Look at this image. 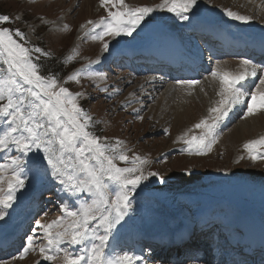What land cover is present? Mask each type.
<instances>
[{"label": "rangeland", "instance_id": "1", "mask_svg": "<svg viewBox=\"0 0 264 264\" xmlns=\"http://www.w3.org/2000/svg\"><path fill=\"white\" fill-rule=\"evenodd\" d=\"M125 3L132 7L154 6L159 4L160 0H125ZM263 3L264 0H237V2L236 0H199L188 21H181L171 13L157 10L152 13L150 19L142 23L132 37L124 35L117 37L116 41L112 42L110 51L102 54L100 41L84 38L85 29L82 34L77 35L79 26L85 21H97L100 17L107 16L99 0H0V14H8L14 19V23L5 26L20 28L32 44H37L52 53L51 57L42 58L40 61L44 74L57 73L63 82L73 70L87 64L89 60L99 58L98 63L91 65V70L105 73L106 80L98 81V84L107 86L109 92L113 88H120L118 94L108 96L86 77H82L80 83L68 82L65 86L73 92L82 94L78 102L96 121L91 129L95 134L108 137L111 143H115L116 138L124 141L123 147L127 149L129 156L135 153L149 161L144 165L145 174L148 171L158 173V176L150 177L137 189L131 210L113 230L107 249L109 254L128 251L137 257H143L140 264H157V259L151 258L153 260L148 261L147 255L135 252V246L130 245L133 236L143 241L154 231L160 233L161 230L195 227L209 214L212 218L216 216L218 226H222L224 221L228 226L231 225L229 228L232 231H238L236 225L237 221L241 220L240 214L251 211L258 215V210L264 213V160L257 159L255 162L250 160L242 147L243 144L239 151L229 148L225 152L226 146L220 141L225 129L229 130L239 124H245L246 119L257 121L261 117L260 112L241 119L247 105L240 106L239 109L242 110L232 124H220L216 143L206 154H189L184 150L187 146L182 141L177 142L178 144L176 143L177 145L169 152L166 150L174 133L167 124L177 117L173 114L172 108L185 104L188 110L193 108L190 113L189 129L202 117L208 116V108L219 99L215 93L219 90L218 86L210 92L209 87L214 79L211 75L207 77L208 74L213 67H217V61H226L231 65L230 68H235L236 64L241 62V58L212 61L210 73L201 76L198 79L200 83L192 89L177 86L175 81L153 79V75L148 73L129 71L124 65V53L127 50L141 46L144 42H148L149 36L155 35L148 33L145 27L147 23L158 24L176 39L185 38L190 29L198 27L200 29L213 23L217 27L224 28L223 24L229 18L227 19L223 10L229 8L236 11L237 7H242L247 9L242 14L247 15L251 10L258 19L254 20L255 25L263 26L264 19L257 15L260 10L256 12V7L260 6L261 9ZM16 16H20L21 19L15 21ZM39 17H43L47 23ZM52 20L60 21V24H69L70 30L53 31ZM88 27L90 26L86 25V28ZM180 31H182L181 35H179ZM77 46L78 56L71 62L64 63V57ZM209 78L213 81L211 82ZM214 90L216 91L213 93ZM129 93L134 95L129 96ZM211 93L214 97L212 101H210ZM122 101H127L123 107ZM134 108L139 110V115L144 117L143 120L137 119V113L132 111ZM259 122L261 124L262 121ZM3 127V120L0 119V129ZM164 128L169 129L167 135L163 132ZM261 129L262 133L258 135L255 134L256 132L246 133V141L264 135L263 124L259 130ZM199 132V129H193L190 134H199ZM16 154L14 148L8 152L0 151V163L5 162L3 159L5 155ZM36 159L35 154H29V168L33 167ZM117 164L120 167L133 166L130 162L122 161H117ZM26 174L30 179L26 182L25 189L17 193L16 201L7 210L8 214L0 220V239L13 237V246L17 251L0 259V264H37L38 261L39 264H63L59 257L56 261L48 262L40 256L38 249L44 243L42 235H37L36 251H29L23 257L20 254L25 247L27 236L34 235L32 230L37 220L47 223L56 219L63 215L60 209L61 203L73 207L77 206L79 201L63 192L50 175L45 176L41 173L37 176L34 171ZM153 209L162 211L163 215L166 213L165 220H167L159 222L154 217ZM226 226L223 227V235H225L224 229H228ZM64 247L74 254L80 253L79 246L64 245ZM62 255L61 253L60 256ZM164 264H172V262L169 260ZM201 264H209V262ZM210 264L214 263L210 262Z\"/></svg>", "mask_w": 264, "mask_h": 264}, {"label": "snow or ice", "instance_id": "2", "mask_svg": "<svg viewBox=\"0 0 264 264\" xmlns=\"http://www.w3.org/2000/svg\"><path fill=\"white\" fill-rule=\"evenodd\" d=\"M197 2L160 0L154 6L132 7L125 0H99L107 16L97 21L87 20L79 27L85 29V39L100 41L102 54L108 53L117 37H132L154 11H166L181 21H188ZM113 8L116 10L112 11ZM223 11L225 16L242 23L253 19L229 8ZM20 19V16L15 17V21ZM39 19L47 23L43 17ZM12 23L13 17L0 14V119L4 123L0 129V151L8 152L14 148L17 153L5 155V162L0 163V220L8 214L17 193L25 189L30 179L26 173L34 171L37 176L41 173L50 175L63 192L75 197L79 203L73 207L61 203L62 216L47 223L37 220L32 230L34 235L27 236L21 257L37 250V235H42L44 243L38 251L44 261L53 262L59 257L63 264H140L143 257L128 251L109 254L107 249L113 230L131 210L137 189L158 173L148 171L145 174L144 165L149 161L135 153L129 156L123 147L124 141L116 138L115 143H111L108 137L95 134L91 129L96 121L78 102L82 94L65 85L80 83L81 78L86 77L108 96L118 94L120 88L109 92L107 86L98 84V81L106 80L105 73L91 70V65L98 63L99 58L73 70L63 82L57 73L44 74L40 61L51 57L52 53L32 44L20 28L5 26ZM53 25V31L70 30L67 23L55 25L53 22ZM86 25L90 27L86 28ZM78 54L77 46L64 57V63L71 62ZM216 63L220 65L221 62ZM241 66L244 70L238 73L212 68L210 75L219 80L216 93L219 99L208 108V116L176 137L187 146L184 150L189 154L203 155L211 151L216 143L217 129L236 106L247 105L241 119L258 111L264 112V74H258L264 65L242 58ZM257 76L259 84L249 92V78ZM174 83L192 89L200 81L176 80ZM133 95L129 93V96ZM126 103L122 101L121 106ZM132 111L137 113V119H144L138 109ZM193 129H199V134H190ZM163 132L167 135L169 129L164 128ZM242 147L253 162L264 160V135L245 141ZM29 154L37 156L32 168L28 167ZM117 161L130 162L133 166L120 167ZM64 245L79 246L80 253L74 254ZM169 260L172 264H184V260L193 264L200 262L190 248L183 256L178 249L176 259L157 257V264Z\"/></svg>", "mask_w": 264, "mask_h": 264}, {"label": "bare ground", "instance_id": "3", "mask_svg": "<svg viewBox=\"0 0 264 264\" xmlns=\"http://www.w3.org/2000/svg\"><path fill=\"white\" fill-rule=\"evenodd\" d=\"M199 1V0H198ZM224 1V0H223ZM226 2V1H225ZM228 2V1H227ZM237 2V0H236ZM239 2V1H238ZM248 2V1H247ZM231 3V2H230ZM235 3V2H234ZM203 4V2L201 3ZM232 4V3H231ZM248 5V4H247ZM246 6V5H245ZM198 8V7H197ZM246 8V7H244ZM252 8V7H251ZM211 9V8H210ZM220 9V8H218ZM238 10V11H237ZM237 12L239 13H243L244 11H247V9H242V7H237ZM250 10V9H249ZM260 10V13L258 12L257 15L261 16L262 19H264V15L262 13H264V3H263V7L260 9V6H257L256 7V12ZM217 11V10H216ZM250 14L252 15L251 17H253L254 19L250 20L248 23H242L240 21H236V20H232L230 19L229 17H227V21L223 24V27L225 29H227L234 37L235 39L237 40V42H240L242 44H248V45H260V43H263L264 40H261V38L264 36V20H263V26H259L258 25H255L254 23V20L257 19L256 18V15H254L252 13V11H248L247 15L250 16ZM262 14V15H260ZM245 15V13H244ZM258 20V19H257ZM256 21V20H255ZM53 22L55 23V25H61L60 24V21H54L52 20L51 24L52 26L53 25ZM217 23V22H216ZM214 25V28H216L217 30H221L222 28L220 27H217L215 25V23H213ZM208 26V25H207ZM168 29V28H167ZM199 29V28H198ZM83 31V29H81L79 27L78 31H77V35H80L82 34L81 32ZM148 33H151L152 34H155V35H152V36H149L148 37V42H144L141 46H137L136 48H140V47H143V46H150L149 48L153 47V48H159V47H162L167 41L168 39L165 38L164 34L167 33L166 29H161L159 30L158 32H148ZM170 33V32H169ZM218 33V32H217ZM177 36V35H176ZM260 38V39H259ZM238 46V45H236ZM135 48V47H134ZM131 50V48H130ZM136 53H139V51H136ZM242 59V58H241ZM145 60V59H144ZM217 60H222L221 58H217V59H214L213 62L217 61ZM210 65V64H209ZM217 67L219 68H222L224 70H227L229 72H232V73H238V72H241L243 71V67L241 66V62L237 63L235 68H230L231 65L230 64H227L226 61H222L220 63V65H216ZM205 67V66H204ZM209 73H210V70L208 69ZM206 73V72H205ZM208 74V73H207ZM259 74H264V69H261V72ZM207 76V75H206ZM188 77L190 78V80H198V79H195L197 76H194L192 74H189ZM207 77H210V74H208ZM212 77V76H211ZM213 78V77H212ZM214 79V78H213ZM206 80V79H205ZM210 80V78H209ZM211 81V80H210ZM213 81V80H212ZM211 81V82H212ZM210 82V83H211ZM259 78L258 76L255 78L254 82L250 83L248 86H247V89L248 91L250 92V89L251 91L253 89L256 88V86L259 84ZM258 83V84H257ZM155 84V83H154ZM217 86L219 87V80L218 79H214V81L212 82V85L210 84V92L212 91V89H216ZM157 87V86H156ZM255 87V88H254ZM180 88V87H179ZM170 89V88H169ZM186 91V90H185ZM197 91V90H195ZM203 91V90H202ZM207 91V90H206ZM216 90L213 91V93L215 92ZM166 92V91H165ZM183 93V92H182ZM206 93V92H205ZM217 93V92H215ZM198 94V93H197ZM186 95V94H185ZM188 95V94H187ZM202 97H204V95L201 93ZM179 96V95H178ZM201 97V99H202ZM213 95L211 93V96H210V101H212L213 99ZM205 100V98H204ZM182 104V103H181ZM178 105V104H177ZM176 105V106H177ZM187 104L185 105H180L179 107H173L172 109L174 110V115L176 114L177 117H175L173 119V121L169 124H167V126H170L171 129L174 131L173 133V137L171 138V142H170V146H167L166 150L167 152H169L171 149L174 148V146H176L179 142V140L176 139V137L178 135H180L181 133H183L184 131H186L187 129H189V126H190V119H191V114L192 113V109H189L187 108L186 106ZM245 104H242V105H238L236 106L233 110H236L238 111L236 113V116L234 119L230 120V113H229V116L227 118H225V120L221 123L223 125H226V124H232L236 118H238L241 110L239 109L240 106H243ZM244 107V106H243ZM260 112L261 114V117L258 119L259 121H262L261 124L260 122L257 120H253V119H246L245 120V124H239L237 125L235 128H231V129H225L223 132H222V135L219 137L220 141L226 146V149L224 150L226 152V150H228L229 148H233L235 149L236 151H239V148L241 147V145L246 141V133L250 134V133H253V132H256L255 134H261L262 132V129L259 130L261 127H262V124L264 126V112H261V111H258ZM178 114V115H177ZM190 114V115H189ZM218 136V135H217ZM260 136V135H259ZM177 143V144H176ZM241 149V148H240ZM155 210V211H154ZM250 210V209H249ZM153 213H154V217L160 221L162 220H165V214L163 215V212L158 210V209H153ZM251 212V211H250ZM258 215L257 217L259 218H262L264 217V213L261 211V210H258ZM152 213V212H151ZM253 213V212H252ZM150 214V213H149ZM254 214H256L254 212ZM167 220V219H166ZM165 220V221H166ZM164 222V221H162ZM162 232L160 233H167L169 234V231L170 230H161ZM158 231H154L152 233V235L154 234H158L157 233ZM208 236V235H206ZM132 238V237H131ZM136 237L133 236V239H135ZM128 239H130V237H128ZM194 240H192L191 243H194L193 242Z\"/></svg>", "mask_w": 264, "mask_h": 264}, {"label": "water", "instance_id": "4", "mask_svg": "<svg viewBox=\"0 0 264 264\" xmlns=\"http://www.w3.org/2000/svg\"><path fill=\"white\" fill-rule=\"evenodd\" d=\"M146 26H147L148 31L150 32L152 31L158 32L160 30L159 26L154 23H148Z\"/></svg>", "mask_w": 264, "mask_h": 264}]
</instances>
